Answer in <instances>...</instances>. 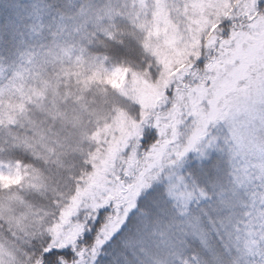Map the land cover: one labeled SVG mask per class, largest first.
Segmentation results:
<instances>
[{
    "label": "snow or ice",
    "instance_id": "snow-or-ice-1",
    "mask_svg": "<svg viewBox=\"0 0 264 264\" xmlns=\"http://www.w3.org/2000/svg\"><path fill=\"white\" fill-rule=\"evenodd\" d=\"M0 264H264V0H0Z\"/></svg>",
    "mask_w": 264,
    "mask_h": 264
}]
</instances>
